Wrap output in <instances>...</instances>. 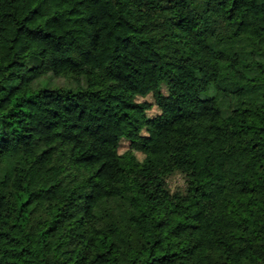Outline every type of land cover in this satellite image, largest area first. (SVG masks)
<instances>
[{
	"label": "trees",
	"instance_id": "16d2710c",
	"mask_svg": "<svg viewBox=\"0 0 264 264\" xmlns=\"http://www.w3.org/2000/svg\"><path fill=\"white\" fill-rule=\"evenodd\" d=\"M0 264H264V0H0Z\"/></svg>",
	"mask_w": 264,
	"mask_h": 264
},
{
	"label": "rangeland",
	"instance_id": "374dc122",
	"mask_svg": "<svg viewBox=\"0 0 264 264\" xmlns=\"http://www.w3.org/2000/svg\"><path fill=\"white\" fill-rule=\"evenodd\" d=\"M140 100H148V101H150V102H153V101H154L152 95H149V96H147V97H145V98H140ZM157 112H158V109H157V107H156L155 105H154L153 108L149 111L150 115H154V114L157 113ZM161 133H162V131L158 132V134H157V138H156V140L154 141V145L156 144V142H157L158 138L160 137ZM129 146H130V142L127 141V140H123V141L121 142L119 148L116 149V154H117V156H118V158H119L120 160H122V161L124 160L123 153H124L127 149H129ZM139 155H140V154H139ZM140 156H141V155H140ZM168 185H169V187H170V189H171L172 191L183 189L184 186H185V177H184V175L181 174V173H176V174L170 176V177L168 178Z\"/></svg>",
	"mask_w": 264,
	"mask_h": 264
}]
</instances>
